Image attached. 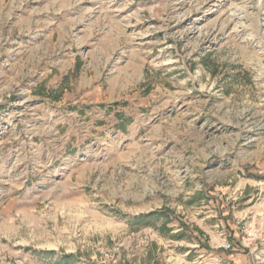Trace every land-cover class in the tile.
I'll use <instances>...</instances> for the list:
<instances>
[{
  "label": "rangeland",
  "instance_id": "1",
  "mask_svg": "<svg viewBox=\"0 0 264 264\" xmlns=\"http://www.w3.org/2000/svg\"><path fill=\"white\" fill-rule=\"evenodd\" d=\"M233 220L264 235V0H0V264L190 263Z\"/></svg>",
  "mask_w": 264,
  "mask_h": 264
},
{
  "label": "crops",
  "instance_id": "2",
  "mask_svg": "<svg viewBox=\"0 0 264 264\" xmlns=\"http://www.w3.org/2000/svg\"><path fill=\"white\" fill-rule=\"evenodd\" d=\"M239 206V205H238ZM240 211H232L233 218H238L243 215H246L249 212H252L251 209L256 208L255 205H241ZM234 207V206H232ZM219 221V220H218ZM221 224V221H219ZM232 223H227L229 226V230L233 231L232 237L230 238V242L232 244V250L229 252H225L223 250L216 249L217 243L222 239L220 234L217 236L211 237V239L207 242V245L203 247H198L197 250H194L197 254L196 258L192 260V262H188L186 259H177V264H226L227 261L231 262V264H264V249L258 251L260 256L259 262H253L252 259L239 248V245L236 244L235 238L236 236V227ZM218 226V223L216 224Z\"/></svg>",
  "mask_w": 264,
  "mask_h": 264
},
{
  "label": "built area",
  "instance_id": "3",
  "mask_svg": "<svg viewBox=\"0 0 264 264\" xmlns=\"http://www.w3.org/2000/svg\"><path fill=\"white\" fill-rule=\"evenodd\" d=\"M236 224L239 226L240 236L238 237V245L240 248L252 253L264 245V235L253 225L245 222H236ZM216 248L229 252L232 250V244L224 237L217 243ZM227 264H230V262L227 261Z\"/></svg>",
  "mask_w": 264,
  "mask_h": 264
}]
</instances>
